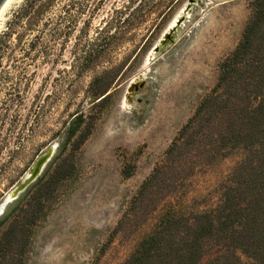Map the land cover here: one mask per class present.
Wrapping results in <instances>:
<instances>
[{
  "label": "rangeland",
  "instance_id": "1",
  "mask_svg": "<svg viewBox=\"0 0 264 264\" xmlns=\"http://www.w3.org/2000/svg\"><path fill=\"white\" fill-rule=\"evenodd\" d=\"M27 1L18 0L0 19V201L37 156L58 148L72 116L82 113L90 135L42 172L46 179L62 164L70 174L50 189L40 187L44 206L25 264H119L151 223L135 233L113 231L214 86L219 62L249 18L250 0H195L189 9V0L140 6V0H41L48 1L46 10L30 26ZM118 11L122 19L133 17L107 29ZM111 70L106 100L92 102L91 83ZM233 163L199 177L196 191L204 195Z\"/></svg>",
  "mask_w": 264,
  "mask_h": 264
},
{
  "label": "trees",
  "instance_id": "2",
  "mask_svg": "<svg viewBox=\"0 0 264 264\" xmlns=\"http://www.w3.org/2000/svg\"><path fill=\"white\" fill-rule=\"evenodd\" d=\"M47 5L27 1L23 13L28 26ZM249 7L236 46L218 64L214 86L141 183L114 229L115 235L126 227L135 233L151 223L119 264H264V0H250ZM123 15L116 12L107 29H117L133 17ZM114 76L111 70L93 80L92 102L106 100ZM91 128L85 115H73L51 163L78 150ZM231 159V168L199 194L196 180ZM69 174L62 164L46 179L41 174L0 219V264H25L32 228L44 206L40 187L50 189ZM122 174L131 175L128 169ZM35 187L37 192L31 194Z\"/></svg>",
  "mask_w": 264,
  "mask_h": 264
},
{
  "label": "water",
  "instance_id": "3",
  "mask_svg": "<svg viewBox=\"0 0 264 264\" xmlns=\"http://www.w3.org/2000/svg\"><path fill=\"white\" fill-rule=\"evenodd\" d=\"M4 2L5 0H0V7L3 5ZM194 2L195 0H189L187 8L188 9L191 8ZM181 21H182L181 19L177 20L176 25L178 26L181 23ZM162 44H163V41H161L160 45ZM160 45L153 48V53H157L160 50ZM56 148H57V145L49 148V150L44 155L45 158L41 161L38 168L36 169V163H35L34 166L31 168V171L29 172V174L25 176L18 183V185L10 192V194H8L5 198L2 199V201L0 202V216L3 214L7 205L17 200L19 195L22 194L29 186H31L41 176L44 168L46 167V165L49 163V161L53 157Z\"/></svg>",
  "mask_w": 264,
  "mask_h": 264
},
{
  "label": "bare ground",
  "instance_id": "4",
  "mask_svg": "<svg viewBox=\"0 0 264 264\" xmlns=\"http://www.w3.org/2000/svg\"><path fill=\"white\" fill-rule=\"evenodd\" d=\"M18 0H5V2L3 3V5L0 7V19L3 17L4 13L9 9V7L15 3H17ZM49 150V148L42 152L39 156L36 157V159L32 162L31 166L29 167V169L26 171V173L23 175L22 179L27 176L29 174V172L31 171V168L34 166V164L36 163V169L38 168L39 164L41 163V161L45 158L44 155L46 154V152ZM21 179V180H22ZM19 183V182H18ZM15 184L8 193H6L4 195L3 198H5L8 194H10V192L18 185ZM1 202V201H0Z\"/></svg>",
  "mask_w": 264,
  "mask_h": 264
}]
</instances>
